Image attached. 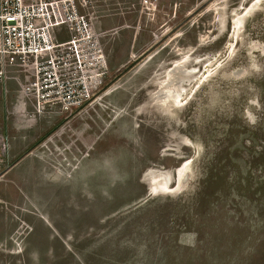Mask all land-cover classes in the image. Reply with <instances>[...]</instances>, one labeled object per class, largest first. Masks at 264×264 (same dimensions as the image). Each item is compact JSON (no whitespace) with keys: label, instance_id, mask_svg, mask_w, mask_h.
<instances>
[{"label":"rangeland","instance_id":"obj_1","mask_svg":"<svg viewBox=\"0 0 264 264\" xmlns=\"http://www.w3.org/2000/svg\"><path fill=\"white\" fill-rule=\"evenodd\" d=\"M140 1L97 20L95 102L0 125L26 142L0 168V264H264V0Z\"/></svg>","mask_w":264,"mask_h":264},{"label":"built area","instance_id":"obj_2","mask_svg":"<svg viewBox=\"0 0 264 264\" xmlns=\"http://www.w3.org/2000/svg\"><path fill=\"white\" fill-rule=\"evenodd\" d=\"M117 3L0 0L3 97L8 94L7 84H14L17 98L27 106L22 111L27 116L72 115L89 107L109 75L97 20ZM151 3L140 1L141 5ZM9 149L7 135L0 126V168L8 163Z\"/></svg>","mask_w":264,"mask_h":264},{"label":"crops","instance_id":"obj_3","mask_svg":"<svg viewBox=\"0 0 264 264\" xmlns=\"http://www.w3.org/2000/svg\"><path fill=\"white\" fill-rule=\"evenodd\" d=\"M7 87H8L7 101L5 100L6 97H3L4 99L0 98V118H2V122L0 121V125L3 126L7 130L10 128L11 129L10 131L15 132L18 130H15V127L13 125H15L16 122H20L21 117L20 116H9L10 118H8L7 113L22 112L23 109L27 108V106H24V102L22 100L20 101L19 98H17L16 86L14 84L9 83L7 84ZM9 119H12V121L9 122ZM23 143H24V137H22V135L18 137L17 141L15 140L14 137H11L10 146H9L11 147V150H9V152H11L14 158L16 157V155L21 153L22 149L26 148V142L25 144ZM17 148L19 149V151L16 150Z\"/></svg>","mask_w":264,"mask_h":264},{"label":"bare ground","instance_id":"obj_4","mask_svg":"<svg viewBox=\"0 0 264 264\" xmlns=\"http://www.w3.org/2000/svg\"><path fill=\"white\" fill-rule=\"evenodd\" d=\"M258 2H259V0H256L255 2H253L252 4H251V6L245 11V14L244 15H247V14H249L257 5H258ZM242 17V16H241ZM235 21V20H234ZM240 21H241V19L239 18V16L237 17V20L235 21L236 23L234 24V25H236V27H240ZM185 61H181V62H178V63H176L175 64V66H182V65H184L183 63H184ZM187 63V62H186ZM185 71H184V73L185 74H193L194 72H189V70H186V69H184ZM202 80H203V78H202ZM197 85V84H196ZM168 87V86H167ZM169 88V87H168ZM182 88V87H181ZM176 89V88H175ZM174 89V90H175ZM165 90V94H167V96H172L173 95V89L171 90V89H168V90H166V89H164ZM182 90V89H181ZM170 95H169V94ZM182 94H180V91L178 90V91H176L175 92V94L173 95V97L172 98H175L174 100H173V103L174 104H177V103H181L182 102V100H185L184 98H185V96H181ZM171 98V99H172ZM183 170V169H182ZM177 174H178V177H179V180L182 178V172L179 170V171H177Z\"/></svg>","mask_w":264,"mask_h":264},{"label":"flooded vegetation","instance_id":"obj_5","mask_svg":"<svg viewBox=\"0 0 264 264\" xmlns=\"http://www.w3.org/2000/svg\"><path fill=\"white\" fill-rule=\"evenodd\" d=\"M109 9L107 8V11H108Z\"/></svg>","mask_w":264,"mask_h":264}]
</instances>
